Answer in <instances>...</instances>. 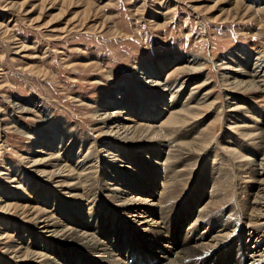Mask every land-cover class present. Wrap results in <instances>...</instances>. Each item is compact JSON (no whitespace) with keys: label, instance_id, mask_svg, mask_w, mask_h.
I'll use <instances>...</instances> for the list:
<instances>
[{"label":"rangeland","instance_id":"1","mask_svg":"<svg viewBox=\"0 0 264 264\" xmlns=\"http://www.w3.org/2000/svg\"><path fill=\"white\" fill-rule=\"evenodd\" d=\"M257 30H264V0H0V203L4 201V195L9 196L10 192H12L10 195H13V197L9 196L10 200L2 203H11L13 204L12 208L7 211L8 213H1L0 217L5 216L10 219V225H14L16 228V231H12L13 226L9 225L5 228L1 226L0 232L5 233L6 238L0 240V264L9 263L10 260H12V264H20L10 258L11 255L5 254L7 253L5 245L16 244L15 241L19 239L17 230L25 238L28 237L29 232L37 236L40 232H45L46 230L43 229L45 224L41 222L43 218L52 215L48 212L47 215L42 216L39 209L43 207V203L42 200L38 201L36 194L38 190H41L38 188V184L45 186L48 175L46 178L42 177L43 175L39 173L41 168L32 167L31 163H28L32 156L30 149L36 146V141L39 142V137L43 133L50 132L49 123L51 126L56 124L59 125L58 127H66L70 132H77L79 137L83 136L82 144L87 141L89 144L95 145L96 149L102 148L101 145L110 143L112 139L109 138L110 141L104 139L103 126L98 122V114L105 112L111 115V119H114L119 117L116 114L121 111L120 107L114 106L107 108L108 110L106 108L104 111L102 108L101 110L99 106L103 94L109 91L113 92V94H117L116 99L122 95V91L128 84H138L136 72L141 63L153 60L158 55L169 54L175 57L182 55L187 59H195L196 64H199L197 68L189 69L188 74L183 72L178 75L176 73V75L168 77L163 75V72L159 75L160 85L154 86L151 83L144 86H147L146 88L150 91L155 89L157 92H161L162 90L166 101L173 99L169 94L170 91L173 92L172 96L178 94L177 98L181 102H188L192 96L199 99L206 95V102L197 106L196 109L201 113L200 117L203 118V121L196 126L195 130L202 132L207 128L212 129L213 142L219 143H212L208 148V156L212 159L214 149L220 152L225 149L223 142L228 143V137L240 138L239 132L237 133L235 130L242 128L241 126H245L244 128L253 127L250 123H237L232 126V131H229L230 135L226 136L228 140H220L221 137H225L223 133L228 132L229 129L226 121L227 116H237L235 118L238 120V115L240 116L241 113L248 110L247 107L236 104L238 97L242 98L248 95V92L245 93L243 85L235 86L237 80H241L236 73L252 68L255 58L259 57L258 55L261 56L257 50L253 51L255 48L250 46L249 33ZM262 59H264V55ZM170 68L171 66L167 67V70ZM183 80L185 81L181 84ZM244 80H248V78ZM141 82L143 83L142 80ZM33 99L39 102L41 113L29 105ZM15 104H18L19 108ZM238 108H240L239 111ZM97 111L98 113H96ZM167 114L168 111H164L161 114V116L163 115L161 120L157 118L152 121L154 122L152 124L158 125L159 121L165 119ZM134 119L136 118L134 117ZM116 122H122V120L118 119ZM188 122L192 123L191 120ZM188 128L187 126L181 130L187 132L185 139L195 136L194 131L190 132L187 130ZM75 135L78 136L76 133ZM114 140L116 141L115 138ZM122 141L120 140V143ZM248 142L250 144V141ZM123 144L125 148L132 149L128 145L129 143L124 142ZM152 145L154 144L145 143L141 147L148 146V148H143L142 154H140L141 150H136L138 153L134 157L136 163L139 159L140 163L137 164L143 171L146 167L145 172L147 173L153 167H162L161 164L164 163L163 160L156 161L154 157L159 152H153L149 148ZM225 146L235 147L236 145ZM168 148L163 149L162 156H159L160 159L165 156ZM38 149L36 148L35 151ZM84 149L86 150V147ZM104 149L106 150V148ZM146 150L150 153H146ZM60 153L62 154L63 151ZM61 154L57 156H61ZM102 154L104 153L102 152ZM123 155L126 156V153ZM251 157V164L255 169L259 170L264 167L263 162H261L262 165H259L260 155ZM205 158L204 155L194 154L192 160H195L197 165L192 168L187 167V162H184L185 165L182 163H177V165L185 166L184 171L193 169L199 175L200 162ZM219 159L220 156L215 162ZM116 165L120 168L124 167L123 163ZM117 166L106 168L108 175L111 171H123L121 180L130 179L136 185L143 181L146 185V188L140 192L133 189V196H139L147 200L149 204L152 203L150 201L154 200V197L157 199L160 188L164 186L162 177L155 181L157 187L155 186L156 189L152 190L149 187L151 184H146L148 182L144 181L146 176L142 177V173L138 172L134 165L130 166L129 170L120 169ZM211 166L217 168L218 163L211 164ZM245 166L240 169L241 172H245L248 165ZM15 168L19 169L16 174L13 172ZM48 170L50 171L51 168ZM19 174L35 181L38 186L35 193L26 186L27 184L25 185L26 192L22 185L18 186L17 175ZM102 174L99 169L95 177L100 178L99 175ZM50 182L51 180L48 181V185L55 188V195L60 200L69 199L70 201L66 202L76 206V202L70 198V195H60V188L54 187V183ZM99 183H105L104 185L109 187L110 178L106 182L101 179V182L95 183L96 186ZM86 184L88 185L90 182ZM246 184L248 183L246 182ZM249 185L247 188H252L251 191L254 193L255 187H249ZM192 188L194 185H191V182L187 187L180 186L182 197L187 195V192ZM204 188L203 195L199 199L196 198L194 206L185 204L179 210L170 209L162 215H159L160 211L157 207H152L151 216L147 214L149 218L145 220H141L144 219L143 217H135V213L127 214L126 208L120 209L110 203L112 200L102 198V201L100 200L96 204L94 214L91 212L93 210L91 206L88 207L91 210L87 208L84 211L88 214L87 218L91 220L89 222L86 220L88 224L93 220L94 235L101 241L107 242L111 254L96 252L93 256L89 249L77 251L70 244L56 239H46L41 245L44 246L46 242L53 244L56 246L54 250L57 252L53 255L52 250L53 256L48 257L47 261H50L51 264H113V258H119L124 264L126 262L133 264L137 259L140 260V264H145L143 261H146L147 264H159L153 255L159 252L158 246L154 247L152 244L154 238L148 239L149 243H144L147 246L144 248L143 242H140L139 239L136 238L132 241V245L128 239L131 240L135 236L143 239L149 238L150 235L146 233V230L153 229V227L145 225L144 221L151 219L150 224L152 222L158 224L167 218L168 214L171 215L170 221L174 223L169 237L174 235L177 229V233H181L180 239L184 238L190 224L197 220V211L203 208L209 209L204 206L210 201L211 193L207 187ZM233 192L234 199L229 202L228 206L223 207V212H221L222 208H216L214 217H207V220L206 217L201 219L203 222L201 221L195 237L201 236L200 238L204 239L202 240L203 244H208L214 236L224 238L222 237L223 233L219 232L221 230L219 224L214 225L206 239L205 236L202 237V235H207L206 232L214 220L224 222L230 214L240 208H245L244 205L242 206L243 199L240 197L241 194L245 195L246 191H241V187L236 186ZM256 192L255 194H257ZM101 194L106 196L107 192H101ZM93 195L96 196L98 193H93ZM262 195L264 196V193ZM91 196L90 198L93 197ZM122 196L127 197L125 194ZM260 196L258 195L256 199L249 198V201H259L262 206L261 210L264 211V197L260 198ZM105 201L108 202L107 205H104ZM121 201L122 199L118 204H121ZM88 203L89 201L84 200L80 202V205L84 207ZM105 207L112 211L109 209L106 212L103 209ZM229 209L233 211L226 214L225 212ZM70 211L73 212V210ZM154 211L157 213L156 215H154ZM73 213L78 217L74 218L82 217L80 213L79 215L75 211ZM173 213L178 215L172 217ZM246 213L254 212L248 209ZM111 214H115V219L120 220L121 228L114 229L116 226L110 220ZM54 218V221L56 219L60 222L63 221L61 216H58L57 210H55ZM208 218L210 219L209 223H207ZM262 218L264 216L260 217V219ZM48 220L50 217L46 219V221ZM70 220L73 221L72 218ZM72 221L68 220V223H64L69 225ZM182 223L184 226H180L178 229L177 226ZM229 224L230 222L227 223V225ZM259 224L263 225L264 219ZM235 225L236 227L230 226L227 229L231 232L228 238L235 240V250L236 254L238 253L235 260L238 261V264H261L255 262L259 257H253L254 254L252 255L251 251L244 253V249L248 245L249 247L253 246L251 248L253 251L263 250L264 232L261 231V234L263 233L261 238L260 236L255 237V233L250 234L252 236L243 243L240 238V226L237 228V223ZM47 231V233H43L45 238H48L50 229ZM192 234L190 233V235ZM232 234L235 235L233 238ZM130 235H134V237H129ZM252 237L260 238L258 243H252L254 241V239L251 240ZM122 238L127 242L122 243ZM116 240L120 242L119 247L118 244H114L117 242ZM117 248H120L121 251L116 253ZM123 252H125V256ZM135 252L141 256L137 258ZM224 252H227L224 256L228 255V250H224L222 253H213L206 259L211 261L210 264H216L217 258L220 261V258L224 257ZM259 254L261 252H258L256 256ZM127 255L130 259L126 258ZM245 255L250 257L245 258ZM133 257L134 260L131 263ZM151 257H154V260L152 263H148L150 260L147 261V259ZM3 258L5 259L3 260ZM39 262L40 259L32 258L22 264H40ZM188 264H200V262L191 261Z\"/></svg>","mask_w":264,"mask_h":264},{"label":"bare ground","instance_id":"2","mask_svg":"<svg viewBox=\"0 0 264 264\" xmlns=\"http://www.w3.org/2000/svg\"><path fill=\"white\" fill-rule=\"evenodd\" d=\"M249 38L251 39L250 46L252 48H255L253 49V51L257 50V52L261 54V56L258 55L259 57L255 58V61L252 63L254 64L252 68L250 67L248 70H242L239 73H236V75H238L241 80H237V82L235 83V86L243 85L245 93L248 92L247 97H238L236 100V104H241L242 106L247 107L248 110H245L240 114V116L238 115V120H236L235 118L237 116H227L226 121L228 122L229 129L228 132L225 131L223 133L225 137H221L220 140H228L229 138V142H223V146L225 147V149H223L221 152L217 149H214L212 159H210L208 156V148L212 145V143L219 144L218 142H213L214 139L211 132L212 129L207 128L202 132H198L197 130H195L197 128L196 126L200 125L203 121V118L200 117L201 113L196 109L197 106H201L206 102V95L204 96V98L199 99L195 98V96H192L191 98H189L188 102H181V100L177 98L178 94L172 96L173 92L170 91L169 94L171 97H173V99H171V101H166L162 90L161 92H157L155 89L153 91H150L146 88L147 86H144L146 84L150 85L151 83L154 84V86L160 85L161 79L159 75L163 72V75H166L168 77L173 74L176 75V73H178V75L179 73L183 72L185 74H188L189 69L197 68L199 64H196L197 62H195V59H187L182 55H180L181 57L170 56L169 54L158 55L153 60L141 63L138 66L136 72V80L138 81V84H128L126 88H124V91H122V95L118 96L116 99L115 97L117 96V94H113V92L109 91L103 94V97L100 101V109L102 108L104 111L105 108L107 109L114 106L120 107L121 111H118L116 114L119 117H116L114 119H111V115L106 114L105 112L98 114V122H100L103 126L102 135L105 137L104 139H112V141L108 140L110 141V143L101 145L103 146L102 148L96 149L95 145H93L92 143L89 144L87 141H85V144H82V142L84 141L83 136L79 137L77 132H70V130H68L66 127H58L59 125L56 124H53L51 126V123H49L48 126L51 127L50 132L43 133L39 137V142L36 141V146H34L33 149H30V155L32 156L28 161V163H31L32 167L41 168L39 169V173L43 175L42 177L46 178L48 175L46 179V185L42 186V184H38V187L36 186L35 181H32L28 177L22 176L21 174L17 175V184L18 186L22 185L25 192L26 186L29 187V189H31L34 193L36 192L37 187L41 189L36 193L38 195V201L42 200L43 203V207L39 209V211L41 212L42 216H45V214L48 212L49 214H52L48 215V217L46 218H43L41 222L42 224H45L43 229H45L46 231L43 233H47V230L50 229L48 233L49 236H47L48 238H45L44 234L40 232L38 234V236L40 237L39 238L37 235L29 232L28 237L25 238L22 237V233L17 230L19 239L15 241L16 244L13 243L5 245L7 251V253L5 254L11 255L10 258L20 264L28 262L32 258H34V260L40 259V264H51L50 261L47 260H49L48 257L57 254V252L54 250L56 246L47 242L44 244V246H42L41 244L46 239H56L63 243L72 245L74 248H76L77 251L89 249L92 251L91 254L93 256H95L94 254H96V252H102L109 255L110 248L107 245V242H105V240L101 241L96 237V235H94L95 225H93V220L90 224H88V222L91 220L87 218L88 214L84 210L89 206L92 207L93 210L91 212L92 214H94L96 204L100 200L102 201V198L105 200L110 199L112 200V202H110L112 205L115 204L114 206H117L120 209L126 208L127 214L130 215L131 213H135V217H143L144 219L141 220H145L146 218H149L147 214L150 215L151 211H153L152 207H157L160 211V213L158 212L159 215H162V213H166L170 209L179 210L183 208L185 204L194 206L195 202L197 201L196 198L199 199L203 195V190L205 189L204 187H207L208 190H210L211 196L209 197L210 201L204 207H209V209L206 210L205 208H203L202 210L200 209L199 211H197V220H195L194 223L190 224V226L188 227L189 229L187 228L188 231L185 233V237L183 236L184 238L180 239L181 233H177V229L175 230L174 235H171L169 237L170 231L172 230V228H174V223L170 221L171 215L168 214V219L165 218L158 224L157 222H152V224H150L151 219L144 221L145 225L153 227V229L146 230V233L150 235L149 238L143 239L142 237L139 238L136 236L134 237V235H130L129 237L132 236L134 238H132L131 240L128 239V241H131L132 245V241L136 240L137 238L140 242H143L142 246L144 248L147 247L145 244L149 243L147 240L154 238V242L152 244L154 247L155 245L158 246L159 252L153 255L157 259L159 264H188L191 261H198L200 262V264H210L211 261L207 260L206 257L210 256L213 253H222L224 250H228V255L224 256V254L227 253L224 252V257H221L220 261L217 258V262L215 261V263L238 264V261L235 260V256H237L238 254H236L235 250V240H231L228 238L231 232L227 229H229L230 226H232V228L236 227L235 223H237V228L238 226H240V238H242L243 243L246 242V239L250 238L254 233L255 237L260 236L261 238L263 234H261V231L264 232V224H259V222L264 219H260L261 216H264V211L261 210L262 206L259 201H249V198L256 199L258 195H261L260 198L264 197L262 195L264 193V167H262V169L260 168L262 170L260 174V169H255L252 166V160L250 159V157L253 155H260L261 158L259 160V165H262L261 162H263L264 165V59H262L264 55V30L250 31ZM170 66L171 68L167 70V67ZM245 78H248V80H244ZM141 80L143 81V83L141 82ZM184 81L185 80H183L181 84H183ZM194 85H196V83H194ZM112 101L114 102L111 103ZM15 105H17V107L19 108L18 104ZM29 105L33 107L37 112L41 113L39 102H37L35 99L31 100L29 102ZM247 105L251 106L248 107ZM239 110L240 108H238V111ZM164 111H168L166 118L162 121H159L158 125L152 124L154 123L152 121L157 118L158 120H161L160 118L163 116H161V114L164 113ZM96 113H98V111ZM134 117L136 119H134ZM118 119H121L122 122L117 123L116 120ZM190 120L192 123L188 122ZM237 123H250L253 125V127L244 128L245 126H241L242 128L235 130V132H239V139L235 137L227 138L226 136L230 135L229 131H232V126L236 125ZM187 126L189 127L187 130L190 132L194 131L193 133L195 134V136L185 139V134H187V132L185 133L181 130L182 128ZM75 133L78 136H76ZM114 138L116 139V141L114 140ZM120 140H123L122 143H120ZM248 141H250V144ZM124 142L129 143L128 145H130L132 149L125 148L123 146ZM145 143L154 144L149 148L152 149L155 153L159 152V154L157 153L154 157L156 161H164V163L161 164L162 167H153L151 170H149V173L145 172L146 167L143 171L138 166L137 163H140L139 159L137 160V163L134 161V157L138 153V151L136 150H141L140 154H142V152L144 151L143 148H148V146L141 147ZM233 144H235L236 146H225ZM85 147L86 150L84 149ZM36 148H39L38 151H35ZM104 148H106V150ZM164 148H168V150H166L165 156L160 159L159 156H162ZM122 150L124 151V153H126V156L123 155L124 153L122 154ZM61 151H63L62 154L60 153ZM57 152L58 154H61V156H57ZM102 152L104 154H102ZM128 153H130L131 155ZM146 153L149 154L150 152L146 150ZM194 154H201L206 157L200 162L198 168L199 175L193 169L184 171V162H187V167L190 168L197 165V162L195 160H192ZM77 155L79 156L77 157ZM44 156L45 158H42ZM218 156H220V159L215 162ZM145 158L149 159L148 157ZM241 162H243V164H241ZM118 163H123L124 167L120 168V166L116 165ZM177 163H182L183 165H177ZM214 163H218L217 168L211 166V164ZM114 165L124 170H129L130 166L134 165L136 169H138V172L142 173V177L146 176V179H144V181L146 180L148 182L146 183L145 181L146 184H151L149 185V187L152 190L156 189L154 188L155 186L157 187L155 181L159 177H162V179L164 180V186L160 188L161 190L160 192H158V194H160L157 196V199H155L154 197V200L150 201L152 203L149 204L147 200L139 196L136 197V195L133 196V189L136 192H140L141 190L146 188V185L143 181L140 182L141 184L139 183L138 185H136L133 184L130 179L121 180L123 171H111L108 175V170H106V168H114ZM245 165H248L249 168L247 167L245 169V172H241L242 170L240 169L245 168ZM49 168H51L50 171L48 170ZM99 169L101 174L104 172L105 173L99 175L100 178H97L95 176L96 173H98ZM13 172L14 174H16L17 172H19V169L15 168ZM184 177H186V179H184ZM109 178V187L104 185L105 183H99L96 186V182H101V179L102 181L106 182V180H108ZM56 179L58 180L55 181ZM50 180V183H54V187L60 188V195H70V198H72V200L76 202V206H73L71 203H67L66 201H70L69 199L65 201L60 200L55 195V188H53L51 185H48V181ZM89 182L90 184L87 185L86 183ZM190 182L191 185H194V188L190 189V191L187 192V195H185L186 197H182V193H180L181 191L179 189L180 186L187 187ZM246 182L248 184L245 185ZM251 182L254 184L249 185V183ZM248 185L249 187L254 186V191H257V194L251 191L252 188H247ZM236 186H240L241 191H246V194H241L240 197L241 199H243L241 202L242 206L244 205L245 208H240L236 212L230 214L228 217L226 215L227 212H231L233 210H227L225 212L226 214H224L227 217L224 222H219L218 220H214L213 222L211 221L212 225L209 226L208 231L206 232L207 235H202V237L205 236L206 239L210 234H208V232L213 229L214 225L219 224V227L221 229L219 232L223 233L222 237L224 238H218L217 236H214V238H212L213 240H210L208 244H203L202 240L204 239H201V236L195 237L199 229V225H201V223L203 222L201 219L203 217H206L205 219L207 220V217H214V214H216V208H222L221 212H223V207L225 205L228 206L229 202L234 199L233 189ZM50 187L53 189H49ZM101 192H107L108 195L106 194V196H103ZM108 192L112 193L109 194ZM93 193H98V195L94 196ZM10 194H12V192L9 193V196H11ZM123 194H125L127 197L122 196ZM9 196L4 195L3 202H7L11 199V197H13V195L11 197ZM43 196L45 197L43 198ZM53 196L56 197L53 198ZM90 196L92 198H90ZM119 199H122L121 204H118V202H120ZM84 200L89 201V203L87 204V206L83 207L80 205V202ZM3 202L0 203V214L8 213L7 211H9L13 206V204L11 203L2 204ZM107 204L108 202L105 201L104 205ZM88 209L91 210L90 208ZM103 209H105V211L107 212L110 208L105 207ZM248 209H251V211H253L254 213L247 214L246 212ZM55 210H57L58 216H61L63 221L60 222L57 219L56 221H54ZM70 210H73V212H77L78 215L80 213L82 217L80 219H77L78 217ZM110 210L112 211V209ZM156 214L157 213H155L154 211V215ZM175 215L178 214L173 213L172 217ZM42 216L40 217L41 219ZM75 216L77 218H74ZM49 217L50 220L46 221V219ZM110 217L111 222L116 226H114V229L121 228L120 220L115 219V214H111ZM71 218L73 219V221L70 220ZM68 220L72 221L73 223L71 222L69 225H67ZM10 221L11 220L5 218V216L0 217V229L1 226L3 228H5V226H9L11 224ZM50 222H52L51 225H49ZM209 222L210 219L207 221V223ZM229 222L230 224L227 225V223ZM10 226H13L12 231H16L14 225ZM180 226H184V223H182V225H178L177 228L179 229ZM190 233L193 234L190 235ZM234 236L235 235H233L232 238ZM5 238V233L3 234V232H0V240H4ZM260 238L254 239V237H252L251 240L254 239L252 243H256ZM126 242L127 241L123 240L122 238V243ZM119 243L120 242L118 241L114 242V244H118V247ZM136 244L138 245L139 243ZM252 247H249L247 245L246 249H244V253L246 251H251L252 255L254 254L253 257H259V259L255 262L264 264V249L253 251V249H251ZM52 250L53 255L51 253ZM119 251H121L120 248H117V250H115L116 253ZM258 252H261V254L256 256ZM124 253L125 252H123V255ZM134 254H136V252ZM140 256L141 254L137 255L136 257L138 258ZM154 257L148 258L147 261L150 260L148 261V263H152ZM246 257L250 256L245 255V258ZM126 258L130 259L128 255ZM4 259L5 258H3V260ZM133 260L134 257L131 259V263L133 262ZM11 261L12 260H10L9 263L7 262L6 264H12ZM143 262L147 264L146 261ZM112 263L124 264V262H122L119 258H113ZM140 263V260L137 259L133 264ZM125 264H127V262Z\"/></svg>","mask_w":264,"mask_h":264}]
</instances>
